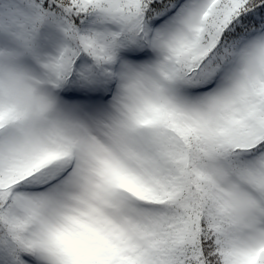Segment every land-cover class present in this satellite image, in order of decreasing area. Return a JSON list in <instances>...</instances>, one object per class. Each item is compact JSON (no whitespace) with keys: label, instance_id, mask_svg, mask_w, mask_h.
Instances as JSON below:
<instances>
[{"label":"snow or ice","instance_id":"snow-or-ice-1","mask_svg":"<svg viewBox=\"0 0 264 264\" xmlns=\"http://www.w3.org/2000/svg\"><path fill=\"white\" fill-rule=\"evenodd\" d=\"M0 264H264V0H0Z\"/></svg>","mask_w":264,"mask_h":264}]
</instances>
